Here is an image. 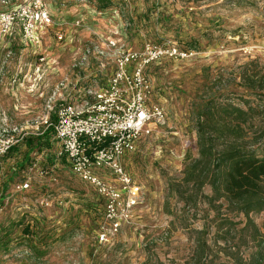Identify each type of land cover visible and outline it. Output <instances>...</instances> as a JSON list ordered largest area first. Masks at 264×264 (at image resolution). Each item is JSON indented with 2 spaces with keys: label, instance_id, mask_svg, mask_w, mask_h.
I'll return each instance as SVG.
<instances>
[{
  "label": "rangeland",
  "instance_id": "374dc122",
  "mask_svg": "<svg viewBox=\"0 0 264 264\" xmlns=\"http://www.w3.org/2000/svg\"><path fill=\"white\" fill-rule=\"evenodd\" d=\"M29 2L0 0V11ZM44 3L52 21L38 43L26 41L20 25L0 34V117L21 131L0 163V264H254L264 250V211L245 215L232 207L260 159L226 162L196 202L187 203L188 188L177 185L198 158L201 104L252 106L246 140L264 130V0ZM110 40L138 54L151 86L147 106L164 111L122 158L140 198L116 232L104 217V199L72 172L54 126L43 123L64 77L80 73L84 85L107 84L114 59L104 56L102 67L94 52ZM87 48L88 63L73 68ZM173 49L185 55H171ZM12 72L23 75L7 80ZM100 174L116 182L111 171Z\"/></svg>",
  "mask_w": 264,
  "mask_h": 264
},
{
  "label": "built area",
  "instance_id": "2783aa9c",
  "mask_svg": "<svg viewBox=\"0 0 264 264\" xmlns=\"http://www.w3.org/2000/svg\"><path fill=\"white\" fill-rule=\"evenodd\" d=\"M51 21L52 13L44 0H31L0 11V34L8 35L15 25H20L23 38L30 43H38L39 33ZM59 37L62 38L61 35ZM103 45L105 48L96 45L94 52L102 57L100 60L97 55L101 66L106 65L104 56L113 58L115 63L107 84L98 88L84 85L80 73L75 74L73 70L74 76L64 77L56 84L47 102L48 115L43 123L54 126L55 138L72 172L94 187L104 199V217L110 229L116 232L122 222L131 218L140 198V186L124 168L122 158L136 150L140 138L153 130V124L163 120L164 111L160 105L147 106L151 86L142 73L138 54L124 50L123 45L113 40ZM90 52V48L83 50V54L74 59L73 68L85 66ZM154 52L158 58L161 51ZM176 54L185 55L173 49L171 55ZM39 60L42 62L46 58ZM147 62L145 60L144 63ZM8 127V119L0 117V163L20 140L18 127ZM104 170L115 175V183L102 177L100 173ZM28 187V182L20 186L21 189ZM101 229V239H106L107 228L102 226Z\"/></svg>",
  "mask_w": 264,
  "mask_h": 264
},
{
  "label": "trees",
  "instance_id": "16d2710c",
  "mask_svg": "<svg viewBox=\"0 0 264 264\" xmlns=\"http://www.w3.org/2000/svg\"><path fill=\"white\" fill-rule=\"evenodd\" d=\"M103 5L108 0H101ZM253 82L250 77L249 83ZM260 81H255L259 83ZM255 87V85H251ZM197 149L198 158L186 165L184 177L178 187L184 188L185 201L191 202L193 196H202L204 187L220 172L222 166L233 159L254 157L260 159L256 170L247 175L241 184L232 210L249 215L264 211V130L253 136L246 133V124L253 119V107L244 109L234 104L214 106L203 103L198 108ZM55 118V117H54ZM52 129V128H51ZM32 138V137H31ZM251 138V139H250ZM249 141V142H248ZM31 139H27V143ZM15 145L10 149L13 150ZM9 151V152H10ZM191 190V191H190ZM194 197V202L197 198ZM254 264H264V250Z\"/></svg>",
  "mask_w": 264,
  "mask_h": 264
},
{
  "label": "crops",
  "instance_id": "0c3cea01",
  "mask_svg": "<svg viewBox=\"0 0 264 264\" xmlns=\"http://www.w3.org/2000/svg\"><path fill=\"white\" fill-rule=\"evenodd\" d=\"M37 65H39L38 64V61H37ZM23 74H19V73H15V72H12V73H7V74H5V78L7 79V80H16V79H18V77L20 76V78H21V76H22ZM68 161V160H67ZM69 163V162H68ZM70 165V164H69ZM71 168V167H70ZM44 172L45 171H41L40 173L41 174H44ZM46 173V172H45Z\"/></svg>",
  "mask_w": 264,
  "mask_h": 264
}]
</instances>
